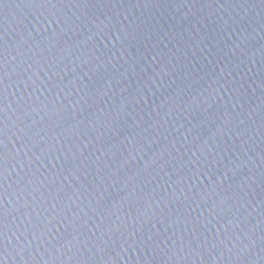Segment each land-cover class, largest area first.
Returning <instances> with one entry per match:
<instances>
[{"label":"water","instance_id":"water-1","mask_svg":"<svg viewBox=\"0 0 264 264\" xmlns=\"http://www.w3.org/2000/svg\"><path fill=\"white\" fill-rule=\"evenodd\" d=\"M0 264H264V0H2Z\"/></svg>","mask_w":264,"mask_h":264},{"label":"snow or ice","instance_id":"snow-or-ice-1","mask_svg":"<svg viewBox=\"0 0 264 264\" xmlns=\"http://www.w3.org/2000/svg\"><path fill=\"white\" fill-rule=\"evenodd\" d=\"M0 3H2V0H0ZM0 71H2V66H0ZM0 83H2V80H0ZM2 97H3V92L0 90V105H2ZM3 112V107H0V113ZM0 134H3V129L0 127ZM3 141L0 139V145H2ZM3 168V164L0 163V169ZM2 176L3 173L0 171V186H2ZM3 200V194L0 193V201ZM8 216V212L5 211V207L3 206L2 203H0V242H2L3 237L6 235L7 231V224L4 223V220Z\"/></svg>","mask_w":264,"mask_h":264}]
</instances>
